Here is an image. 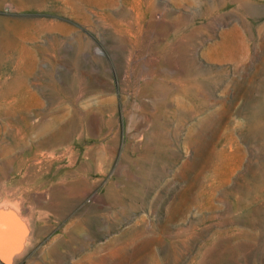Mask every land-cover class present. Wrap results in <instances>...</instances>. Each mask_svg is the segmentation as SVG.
Listing matches in <instances>:
<instances>
[{
  "label": "rangeland",
  "instance_id": "obj_1",
  "mask_svg": "<svg viewBox=\"0 0 264 264\" xmlns=\"http://www.w3.org/2000/svg\"><path fill=\"white\" fill-rule=\"evenodd\" d=\"M13 264H264V0H0Z\"/></svg>",
  "mask_w": 264,
  "mask_h": 264
},
{
  "label": "water",
  "instance_id": "obj_2",
  "mask_svg": "<svg viewBox=\"0 0 264 264\" xmlns=\"http://www.w3.org/2000/svg\"><path fill=\"white\" fill-rule=\"evenodd\" d=\"M0 221L3 224L2 264H13L33 243V214L20 200L9 193H0Z\"/></svg>",
  "mask_w": 264,
  "mask_h": 264
},
{
  "label": "snow or ice",
  "instance_id": "obj_3",
  "mask_svg": "<svg viewBox=\"0 0 264 264\" xmlns=\"http://www.w3.org/2000/svg\"><path fill=\"white\" fill-rule=\"evenodd\" d=\"M3 213L0 212V217H2ZM2 244H3V224L2 221H0V250H2Z\"/></svg>",
  "mask_w": 264,
  "mask_h": 264
},
{
  "label": "built area",
  "instance_id": "obj_4",
  "mask_svg": "<svg viewBox=\"0 0 264 264\" xmlns=\"http://www.w3.org/2000/svg\"><path fill=\"white\" fill-rule=\"evenodd\" d=\"M0 264H2V262L0 261Z\"/></svg>",
  "mask_w": 264,
  "mask_h": 264
}]
</instances>
